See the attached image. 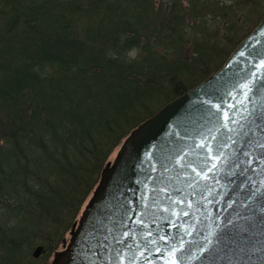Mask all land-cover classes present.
I'll list each match as a JSON object with an SVG mask.
<instances>
[{"label":"trees","instance_id":"obj_1","mask_svg":"<svg viewBox=\"0 0 264 264\" xmlns=\"http://www.w3.org/2000/svg\"><path fill=\"white\" fill-rule=\"evenodd\" d=\"M260 5L0 0V264L62 243L126 137L217 71Z\"/></svg>","mask_w":264,"mask_h":264},{"label":"water","instance_id":"obj_2","mask_svg":"<svg viewBox=\"0 0 264 264\" xmlns=\"http://www.w3.org/2000/svg\"><path fill=\"white\" fill-rule=\"evenodd\" d=\"M52 264H264V16L132 130Z\"/></svg>","mask_w":264,"mask_h":264},{"label":"rangeland","instance_id":"obj_3","mask_svg":"<svg viewBox=\"0 0 264 264\" xmlns=\"http://www.w3.org/2000/svg\"><path fill=\"white\" fill-rule=\"evenodd\" d=\"M262 1H264V0H262ZM259 7H261V10H259V11H262V10H264V6L263 5H260ZM244 14V12H242V15ZM246 17V14H245V16H244V18ZM243 18V19H244ZM241 19V18H240ZM229 21V20H228ZM226 22V21H225ZM233 22H231V21H229L228 23H224V25L228 28V26H231V24H232ZM217 26H218V23L216 24ZM224 25H221V23H220V25H219V28H220V35L219 36H222L224 33H226V31L225 30H223V28L225 27ZM246 26V27H245ZM245 26H243V28L245 29V28H247L248 27V23H246L245 24ZM225 27V28H226ZM234 34V33H233ZM237 35V34H236ZM235 35V36H236ZM245 38V37H244ZM243 38V39H244ZM242 39V40H243ZM241 40V41H242ZM238 46V45H237ZM236 46V47H237ZM235 47V48H236ZM232 53V52H231ZM187 54H191L190 53V51L188 50V53ZM189 55H187V56H189ZM120 148V147H119ZM119 148L113 153V155H112V157H111V160H113L114 158H115V156H116V154H117V151L119 150ZM110 160V161H111ZM72 229V228H71ZM71 231V230H70ZM70 231H68L67 233H66V235H65V237L64 238H66L67 239V243L69 242V240H70V237H71V235H70ZM66 243V244H67ZM47 245H49V242L46 240V239H41V238H36V240L34 241V243H33V247L32 248H30V249H26L27 250V252L25 253V256H24V258H22V260H23V264H29V262L31 261V263L33 264H44L46 261H50L49 263H51V261H53V258H54V255H53V251H59V250H62L63 249V243H59L58 245H57V247L56 248H51L53 251H51V252H49L48 251V249H47ZM42 248V251L41 252H39L37 255H35V250H37V248ZM55 254V253H54ZM23 256V255H22ZM21 256V257H22ZM52 264V263H51Z\"/></svg>","mask_w":264,"mask_h":264},{"label":"flooded vegetation","instance_id":"obj_4","mask_svg":"<svg viewBox=\"0 0 264 264\" xmlns=\"http://www.w3.org/2000/svg\"><path fill=\"white\" fill-rule=\"evenodd\" d=\"M62 243H63V248H64L65 244L67 243V239L64 238ZM41 251H42V248L39 249V252H41ZM54 253H55V251H53V255H54ZM49 262L50 261H46L44 264H51L52 263V261H51V263H49Z\"/></svg>","mask_w":264,"mask_h":264}]
</instances>
